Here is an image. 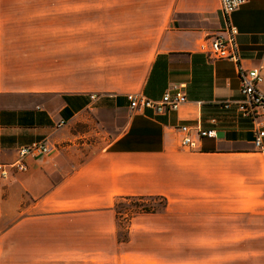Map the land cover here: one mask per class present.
Segmentation results:
<instances>
[{
  "label": "crops",
  "instance_id": "crops-1",
  "mask_svg": "<svg viewBox=\"0 0 264 264\" xmlns=\"http://www.w3.org/2000/svg\"><path fill=\"white\" fill-rule=\"evenodd\" d=\"M0 7L8 8L0 15L3 261L155 263L130 249L152 223L133 217L130 241L118 240L113 206L121 196L165 198L157 214L181 216L186 231H258L264 245V138L256 146L255 123L234 103L240 68L263 67L264 76V0H248L229 18L214 0L209 29L172 25L168 10L143 0H0ZM229 26L239 61L210 59L201 45ZM180 86L187 102L165 114L133 110L126 98L158 100ZM182 125L215 136L193 130L196 147L183 146ZM35 142L50 153L26 157V171L11 168L18 150ZM5 184L30 203L2 228Z\"/></svg>",
  "mask_w": 264,
  "mask_h": 264
},
{
  "label": "rangeland",
  "instance_id": "rangeland-1",
  "mask_svg": "<svg viewBox=\"0 0 264 264\" xmlns=\"http://www.w3.org/2000/svg\"><path fill=\"white\" fill-rule=\"evenodd\" d=\"M143 1L145 5H157L159 12L164 9L168 10L165 13H168V20L173 22H170L172 25L191 27L203 23L207 29L214 25L211 13H209L214 0ZM7 9L0 7V15H6ZM200 12H205L206 19H202ZM6 175L2 174L3 177ZM2 193L5 197L3 228L17 219L19 208L29 204L30 200L14 184L3 185ZM117 202V208L122 213L119 220L114 210L120 242L130 241L128 224L133 217H139L140 223H152L156 226L153 231L150 229L140 231L142 230L140 229L134 242L131 243L130 249L133 251H141L143 255L157 258L155 263L138 259L140 264H264V245L262 237L258 236L260 233L258 231L255 232L256 235L250 234L249 236L245 232L234 231H186L181 216L171 213L157 214L162 213L166 207L165 201L159 197L138 201V203L143 202L146 205L147 211L157 210L154 212L155 214L135 213L138 210L135 205L136 201L120 199ZM6 250L7 247L0 248V254L4 255L0 257L2 259L0 264H17L3 261L8 258L5 255Z\"/></svg>",
  "mask_w": 264,
  "mask_h": 264
},
{
  "label": "built area",
  "instance_id": "built-area-1",
  "mask_svg": "<svg viewBox=\"0 0 264 264\" xmlns=\"http://www.w3.org/2000/svg\"><path fill=\"white\" fill-rule=\"evenodd\" d=\"M248 0H219L220 10L224 17L229 16L244 5ZM237 30L229 26L220 34L209 39V43H203L201 49L206 52L212 60H230L239 61L238 49L235 36ZM263 67H254L251 69L240 68V94L241 99L234 102L237 110L245 117H249L255 123V144L258 147L262 146L264 138V91L259 88L263 82L262 74ZM94 98L95 96H91ZM130 103V108L136 111L152 112L154 115L165 114L169 111L177 110L181 105L187 102V95L184 87H174L168 90L163 96L158 99H152L140 93H128L126 95ZM224 108H229L231 103L225 102L222 104ZM183 133L181 143L183 146L196 147L195 140L191 137V132L197 130L201 137H214V130H203L202 128H194L190 125H182L180 128ZM51 148L43 142H35L31 145L21 147L18 150L19 158L11 166L19 171H26V157H35L39 155L49 154ZM3 175L8 174L7 169H3Z\"/></svg>",
  "mask_w": 264,
  "mask_h": 264
},
{
  "label": "trees",
  "instance_id": "trees-1",
  "mask_svg": "<svg viewBox=\"0 0 264 264\" xmlns=\"http://www.w3.org/2000/svg\"><path fill=\"white\" fill-rule=\"evenodd\" d=\"M154 197L157 198L158 196H121V197H119L116 200V202H115V204L113 206V209L115 210L116 215H117L118 219L120 220L119 216L122 213L117 208V206H118V202L117 201H119L120 199H124V200H128V201H136L137 202L135 205L138 207V210L135 211V213H142V212L154 213V212H157V210H155V209L152 210L151 209L150 211H147L146 205H144L143 202L138 203V201L140 202V201H144L147 198H154ZM159 198H161L162 200L165 201V206H166V204H167L166 199L162 198V197H159Z\"/></svg>",
  "mask_w": 264,
  "mask_h": 264
}]
</instances>
